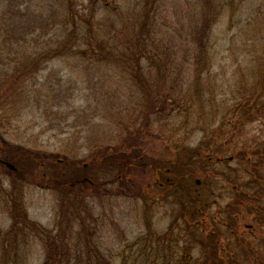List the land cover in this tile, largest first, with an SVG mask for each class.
Segmentation results:
<instances>
[{
  "label": "rangeland",
  "instance_id": "rangeland-1",
  "mask_svg": "<svg viewBox=\"0 0 264 264\" xmlns=\"http://www.w3.org/2000/svg\"><path fill=\"white\" fill-rule=\"evenodd\" d=\"M67 1L0 0V17L4 16L7 22H10L12 14L17 17L16 22L14 21L16 27L8 29V40H13L14 45L7 43L4 55L0 54V78L19 66L17 62L24 54L34 57L33 52L54 51L55 42L66 39L64 37L72 28L66 20L69 13L76 14L79 34L83 37L75 46L74 52L38 58L37 69L23 82L26 96L24 93L14 102L9 100L2 107L0 158H3L1 151L4 145L59 152L67 160L74 158L84 164V173L92 176L95 181H106L97 188L85 186L83 193L89 196L87 202L96 219L95 227L90 225L92 239L112 264H121L120 256L124 250L126 254L128 250H132L131 242L145 233L143 201L123 193L115 194L119 185L114 180L116 170L107 171L101 165L92 169L89 154L93 144L97 148L106 146L105 136L109 130H112V134H120V138L126 135L125 128L129 123L132 124L131 112L128 111L131 109L129 101L135 88L128 74L121 71V66H116L119 63L99 61L94 52L88 49V43L95 44V40H101L109 50L117 54L131 45V41L135 44L136 39L142 40V45L148 49L150 56L149 59L143 57L140 61V65L146 67V73L150 70L151 76H156L151 55L165 58L158 63H163V66L165 64L168 70L166 83L175 79L182 83L183 89H187L195 70L192 51L194 37L191 35L196 32L197 24L207 20L211 34L209 51L212 62L202 72V97L195 101L190 113L175 106L172 99L165 103L163 113L151 117L155 120L154 125L143 130L144 134L138 138L140 150L145 154L144 160L153 163L154 159L164 157L162 155L167 151L173 153L172 144L176 139L184 138L189 146L203 148L200 149L203 150V158H200L204 165L197 164L194 176L187 178V182L194 194L202 195L208 201L205 203V210H200L195 219L184 218L191 222L190 228L196 229V232L190 230V235L182 238L173 235L178 240L180 255L185 254L181 248L184 244L196 243L195 239L201 238L200 233H207L199 230V223L203 221L209 222L219 243L232 250L231 254H237L236 258L242 262L247 263L248 256L241 251V243H249L251 240L264 251V241L261 239L264 235V222L258 233L251 221L254 216L251 209L248 217H243V213L237 210L236 220H230L226 213L218 212L234 198L233 181L223 178L239 174V182L244 181V173L241 171L244 169L243 164L234 158L228 159V156H231L233 149L239 150L244 146L245 141L252 144L257 136L262 135L264 138V131H260L264 130L263 123L258 118L244 126L236 136L233 132L234 138L230 142L227 137L231 135L217 133L220 128L221 131L229 128L218 126L219 114L226 101L233 96L235 77L246 71L243 68L261 47L264 36V0H69L71 8ZM91 9L94 13V36L89 34L85 21V16ZM204 14L207 15L205 19ZM149 78L155 80L154 77ZM228 121L232 123V117ZM202 128L208 130L209 139L206 140L210 142L209 145L201 144L206 137ZM213 137V140L218 139L217 142H227L225 151H215ZM116 143H119V139ZM171 154L164 158H172ZM200 158L197 155L193 160L198 162ZM59 161L62 163L61 159ZM3 165L1 162L0 173ZM160 168L165 172L167 170L165 167ZM47 170L50 168L46 163L40 164L37 168L40 178L26 183L22 191L29 217L50 228L55 221L57 202L56 193L47 181ZM222 171L227 172L223 174ZM136 176L139 178L138 183L146 189L150 201L154 202L149 212L152 214L151 228L155 232H163L173 221H177V228H185V220L175 217L180 206V202L174 197L176 189L163 195L154 186L149 170ZM167 176L170 175L166 174L165 177ZM206 176L210 177L204 181ZM8 177L1 175L2 189L8 188ZM196 179H199L198 183ZM97 182L93 184L96 185ZM104 189H108V192H104ZM92 192L101 196H90L94 195ZM231 212L234 214L235 211ZM258 217L261 220L259 215ZM9 224L10 217L0 205V232ZM75 240L73 237V242ZM189 253L191 256L197 255L195 249ZM44 256L45 250L40 238L30 237L19 248L17 259L22 261L21 264H41ZM0 257L2 258V254Z\"/></svg>",
  "mask_w": 264,
  "mask_h": 264
},
{
  "label": "trees",
  "instance_id": "trees-1",
  "mask_svg": "<svg viewBox=\"0 0 264 264\" xmlns=\"http://www.w3.org/2000/svg\"><path fill=\"white\" fill-rule=\"evenodd\" d=\"M67 4L69 8L72 7L69 0ZM11 17L10 22L5 21L4 16L0 17V54L2 55L5 53L4 49L7 43L10 46L14 45L13 40H8V29L16 27L17 17L14 14ZM75 17L74 12L69 13L68 18L66 17L72 28L64 37L66 39L55 42L54 47L56 49L54 51L51 50L50 53L33 52L34 57L24 54L23 58L17 62L19 66L0 78V110L9 100L14 102L26 92L23 82L37 69L38 58L56 57L69 51H75V46L83 39L79 34L78 21ZM79 17L81 18V16ZM85 17L87 30L90 35L94 36L92 33L94 29L93 10L91 9ZM203 17L204 19L207 18V15L204 14ZM208 26L207 20L201 21L200 24L196 25V32L194 31L191 35L194 37L192 51L195 70L187 89H183L182 83L175 79L169 84L166 83L165 77H167L168 70L165 64L163 66L161 63V66L158 63L159 60L165 58L151 55L156 76H151L152 71L150 70L146 73V67L143 68L140 61L143 57L148 58L150 56L148 49L143 47L142 43L144 42L142 40L136 39L135 44L131 41V45H128L126 49H121L120 53L117 54L109 50L107 44L101 40L98 42L95 40V44L88 43V49L94 52L99 61L119 63L120 65L116 66H121V71L128 74L135 88V92L131 94L132 97L129 101L131 109L128 111V113L131 112L132 124L129 123V126L125 128L126 135L120 138V134H112V130H109L105 136L106 146L97 148L96 144H93L89 154L92 169L101 165L105 166L107 171L116 170L114 180L119 182V185L115 189V194L123 193L143 201L142 212L146 221L145 233L131 242L130 248L132 250H128L127 254L124 250L120 256L121 264H264V251L260 250L251 240L249 243H241L243 246L241 251L248 256L247 263L237 259V254H231L230 251L232 250H228L219 243V238L213 235V229L207 221L199 223V230H205L207 233L205 235L200 233L201 238L195 239L196 243L184 244L181 248L185 254L180 255L178 240L173 235H179L182 238L184 235H190V230L196 232V229L190 228L191 222L184 218L195 219L200 210H205V203L208 201L204 196L194 194L187 182V178L194 176L197 164L204 165V162L201 161L203 160L201 159L203 158L201 154L203 150H200L203 148L202 146H189L185 143L184 138L176 139L172 144L173 153L167 151L162 155L169 157L171 154L173 157L170 159L159 157L154 159L153 163L144 160L145 154L140 150L139 139L144 134L143 130L145 131L154 125L155 120L151 117L155 114H162L165 110V103L172 99L176 103L175 106H180L190 113L195 101L202 97L203 91L200 87L202 72L209 68L212 62L209 51L211 34ZM30 63L32 64L29 65ZM33 63L34 66H32ZM243 69L246 71H242L238 77H235L233 96L226 101L219 114L218 126L229 128L224 131H221L220 128L217 133L231 135L227 137L229 142L233 140L235 134L242 131L244 126L258 118L264 126V36L261 47ZM149 77H154L155 80ZM1 113L0 111V116ZM230 117L233 119L232 123L228 121ZM130 124L132 128H130ZM202 131L205 132L206 137L202 139L201 144L209 145L210 142L206 140L209 139L207 138L208 130L202 128ZM215 133L216 131L213 132V134ZM118 139L119 143H116ZM213 139L214 137L212 141L215 144V151L226 150L224 146L227 142H217V138ZM1 152L3 158L0 159L13 162L16 169L10 170L3 165V171L0 173V205L10 217L9 226L0 232V249L2 248L0 250V254H2L0 264H21L22 261L17 259L19 248L30 237H38L42 242L45 256L41 264H112L106 255L98 250V246L92 239L93 233L90 225L95 227L96 219H94L92 208L87 202L89 196L83 193L85 186L97 188L105 184L106 181L103 183L95 181L92 176L84 173L85 168H82L84 164H80L81 162L74 158L67 160L59 152L31 150L28 147L14 145H4ZM197 155L201 158L195 162L193 159ZM230 155L237 162L243 164L244 169L241 171L244 173V181L239 182V174L223 176L226 181H233L231 182L233 188H231L234 191V198L220 208L218 212L226 213L230 220H236L237 210L243 213V217H248L251 209L254 214L251 220L254 223L253 227L259 233L261 232L260 226L264 222V207L261 208L264 201V138L262 135L257 136L252 144L245 141L244 146L239 150L233 149ZM58 158L62 160V163ZM44 163L50 168L46 172V177L50 187L56 193L57 202L55 221L50 228L29 217L22 191L26 183L40 178L41 174L37 168ZM160 167H165L164 169L168 167L169 173ZM146 170H149L150 177L154 180V186L161 190L163 195L170 194L172 189H176L174 197L180 202V206L175 217L185 220V228H177L179 226L177 221L171 222L163 232H155L151 228L152 214L149 212L152 210L154 202L150 201L146 189L138 183L139 178L136 176V174ZM225 172L227 171L221 173L224 174ZM2 174L9 176L8 188L2 189L1 187L3 184ZM166 174L170 176L165 177ZM209 177L206 176L204 181ZM93 182H97L96 185ZM104 192L107 193L108 189H104ZM92 194L94 195L90 196H101L95 192ZM162 199L165 200V198ZM233 210L235 211L234 214L231 212ZM214 216L211 217L212 220H214ZM73 237L76 238L74 242ZM261 239L264 241V235ZM194 249L197 255L191 256L189 252Z\"/></svg>",
  "mask_w": 264,
  "mask_h": 264
},
{
  "label": "water",
  "instance_id": "water-1",
  "mask_svg": "<svg viewBox=\"0 0 264 264\" xmlns=\"http://www.w3.org/2000/svg\"><path fill=\"white\" fill-rule=\"evenodd\" d=\"M230 158H231V157H230ZM4 163H5V165H6L9 169H11V170H15V169H16L15 165L12 164L11 162H9V161H5ZM197 182H199V180H197Z\"/></svg>",
  "mask_w": 264,
  "mask_h": 264
}]
</instances>
